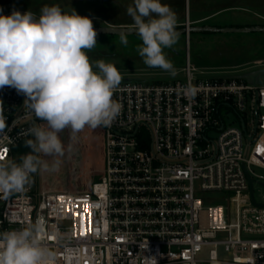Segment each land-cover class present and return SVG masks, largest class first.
Listing matches in <instances>:
<instances>
[{
  "label": "built area",
  "instance_id": "obj_1",
  "mask_svg": "<svg viewBox=\"0 0 264 264\" xmlns=\"http://www.w3.org/2000/svg\"><path fill=\"white\" fill-rule=\"evenodd\" d=\"M121 80L104 167L83 191L0 194V232L39 221L54 264H264V84L243 77ZM0 88V160L45 125ZM259 171H262L260 173ZM31 176V175H30ZM248 178L252 180V197ZM220 192L214 204L200 192Z\"/></svg>",
  "mask_w": 264,
  "mask_h": 264
},
{
  "label": "clouds",
  "instance_id": "obj_2",
  "mask_svg": "<svg viewBox=\"0 0 264 264\" xmlns=\"http://www.w3.org/2000/svg\"><path fill=\"white\" fill-rule=\"evenodd\" d=\"M126 12L133 24L120 31V43L127 45L128 30H134L142 41L137 52L144 63L174 76L164 49L178 42L176 13L161 0H134ZM96 44L92 20L75 10L65 12L58 5H45L39 15L16 10L3 15L0 10V88L12 87L23 94L30 114L46 122L24 132L33 138L25 140L31 152L21 158L22 163L0 160L3 198L21 192L38 170H58L59 160L49 165L39 154L63 156L60 132L70 128L75 138L86 126H109L119 115L121 105L113 94L122 75L112 63L90 61L87 51ZM5 127L0 116V133ZM42 231L37 221L0 232V264H54L55 253L38 236Z\"/></svg>",
  "mask_w": 264,
  "mask_h": 264
},
{
  "label": "rangeland",
  "instance_id": "obj_3",
  "mask_svg": "<svg viewBox=\"0 0 264 264\" xmlns=\"http://www.w3.org/2000/svg\"><path fill=\"white\" fill-rule=\"evenodd\" d=\"M177 15V27L187 21L189 26L246 27L264 24V0H161ZM134 0H0V5L10 4L2 10L3 15H11L16 10L21 13L32 11L39 15L45 5H58L65 12L76 11L87 16L94 28H124L133 24L127 15V7ZM248 24V25H247ZM142 41L136 34H128V44L120 43L119 35L97 34L96 46L87 51L93 64L103 60L114 64L122 75V80H150L168 82L184 79L182 68L187 57L196 77H247L264 72V32H188L179 34L178 42L164 53L175 68L173 76L158 67L147 66L139 56L137 47ZM94 71H97L93 67ZM64 146L63 156L49 157L39 154L42 160L51 165L59 160L58 170H38L31 174L25 185L37 193L75 191L87 189L89 181H97L104 167L102 138L99 126H86L73 138L72 130L66 128L59 133ZM74 158L67 159L68 151ZM15 151L16 161L22 157ZM262 173V171H259ZM254 197L261 201L262 193L254 187ZM199 197L210 204L224 199L220 192H200Z\"/></svg>",
  "mask_w": 264,
  "mask_h": 264
},
{
  "label": "water",
  "instance_id": "obj_4",
  "mask_svg": "<svg viewBox=\"0 0 264 264\" xmlns=\"http://www.w3.org/2000/svg\"><path fill=\"white\" fill-rule=\"evenodd\" d=\"M19 0H16L18 2ZM10 8V4L0 5V10H6ZM130 29L129 27L124 28H95L97 34H111L119 35L121 30ZM179 34H187L188 32H213V33H233V32H264V26H246V27H216V26H189L186 22L182 27L176 28ZM128 34H136L134 30H128ZM252 83L264 84V72L253 73L245 77ZM249 183V194L252 197V180L248 178Z\"/></svg>",
  "mask_w": 264,
  "mask_h": 264
},
{
  "label": "trees",
  "instance_id": "obj_5",
  "mask_svg": "<svg viewBox=\"0 0 264 264\" xmlns=\"http://www.w3.org/2000/svg\"><path fill=\"white\" fill-rule=\"evenodd\" d=\"M178 28V27H177ZM46 125V124H45ZM99 131H100V135H101V138H102V128H101V126H99ZM33 137H31V138H28V139H32ZM27 140V139H26ZM102 150H103V139H102ZM15 151L16 152H18V153H20V154H29L30 152H31V149L29 148V147H27L26 146V144H25V140L24 141H22L16 148H15ZM69 153H68V155H67V159H69V158H74V156H73V153H72V151L70 150V151H68ZM72 156V157H71ZM89 183H91V181H89ZM89 183H88V185H89ZM88 187V186H87ZM84 190H86V189H84ZM75 191H83V190H75Z\"/></svg>",
  "mask_w": 264,
  "mask_h": 264
},
{
  "label": "crops",
  "instance_id": "obj_6",
  "mask_svg": "<svg viewBox=\"0 0 264 264\" xmlns=\"http://www.w3.org/2000/svg\"><path fill=\"white\" fill-rule=\"evenodd\" d=\"M187 23H188V25H189V22L187 21ZM248 25V24H247ZM251 26H256V25H254V24H252ZM258 26H264V24L263 25H258Z\"/></svg>",
  "mask_w": 264,
  "mask_h": 264
}]
</instances>
